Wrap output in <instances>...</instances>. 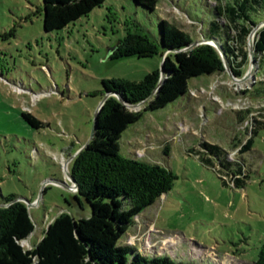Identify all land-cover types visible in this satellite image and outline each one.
I'll return each mask as SVG.
<instances>
[{"label": "rangeland", "instance_id": "rangeland-1", "mask_svg": "<svg viewBox=\"0 0 264 264\" xmlns=\"http://www.w3.org/2000/svg\"><path fill=\"white\" fill-rule=\"evenodd\" d=\"M213 2L159 0L151 12L133 0H107L67 28L47 33L44 0H0V205L10 196L39 201L29 209L35 230L23 242L26 249L40 243L60 214L90 217V210L73 199L76 188L60 183L70 184L67 165L70 169L69 161L91 137L103 81L140 82L163 67L161 55L112 59L111 53L129 30L141 29L160 41L162 19L199 42L214 18ZM259 65L241 83L227 72L192 79L187 95L146 112L124 133V157L164 166L177 180L119 245L182 264L256 263L264 245V128L243 155L249 176L243 188L231 185L229 173L202 144L219 145L234 160V144H245L255 119L264 120V97L255 92L264 81ZM248 109L250 116L244 113ZM23 112L41 127L26 123Z\"/></svg>", "mask_w": 264, "mask_h": 264}, {"label": "trees", "instance_id": "trees-1", "mask_svg": "<svg viewBox=\"0 0 264 264\" xmlns=\"http://www.w3.org/2000/svg\"><path fill=\"white\" fill-rule=\"evenodd\" d=\"M106 1L44 0V30L47 33L63 30ZM133 1L151 12L159 6V0ZM209 5L213 7L214 18L204 39L223 45L234 74L242 78L250 64L249 37L264 22V0H214ZM160 29V41L141 29L129 30L110 55L112 59L161 55L166 80L140 112L131 111L127 105L140 104L153 94L161 80L160 69L140 82L103 81L104 96L107 93L115 96L107 100L100 112L94 139L70 167L79 184L73 199L82 209L90 210V217L77 220L62 213L45 231L38 247L26 249L23 242L35 230L28 207L13 196L4 198L0 206V264H182L168 256L143 255L132 245H119L136 219L171 191L177 180L173 171L164 166L124 157L121 141L129 127L139 123L146 112L164 109L187 95L192 79L220 75L226 70L213 45L204 44L187 51L196 43L188 32L166 19L161 20ZM255 49L259 69L264 70V26L255 36ZM260 83L255 92L257 97H264V81ZM244 113L250 116L252 110ZM238 114L243 121V111ZM22 116L31 127H41L32 114L23 112ZM255 123L247 142L239 140L234 144L237 150L234 160L221 146L202 144L206 154L220 161L235 188H243L249 179L243 155L253 149L264 120L255 119ZM200 158L212 164L210 158ZM224 184H228L225 179ZM255 264H264V245Z\"/></svg>", "mask_w": 264, "mask_h": 264}, {"label": "water", "instance_id": "water-1", "mask_svg": "<svg viewBox=\"0 0 264 264\" xmlns=\"http://www.w3.org/2000/svg\"><path fill=\"white\" fill-rule=\"evenodd\" d=\"M264 26V22L261 23L260 25L256 26L254 28V30L252 31L250 37H249V41H248V46H249V56H250V64H249V70L248 72L245 74L244 77L242 78H238L235 74H234V71L232 69V66H231V63L228 59V56L227 54L225 53L224 51V48H223V45L219 42H215V41H210V40H206V39H203L199 42H196L194 43L191 47H189L187 49L188 50H193L194 48L200 46V45H204V44H210V45H213L218 51L219 53L221 54V57L223 59V62H224V65H225V70L226 72L228 73V75L236 82H245L246 80H248L250 77L253 76L254 72H255V69L258 67V60H257V57H256V49H255V36L257 34V32ZM166 80V75H165V72L163 70V68L161 69V80H160V83L158 85V87L155 89V91L153 92V94L144 102L140 103V104H137V105H127V107L133 111V110H136L137 108H140L142 105H145L147 104L148 102H150L154 96L159 92V90L161 89L162 85L164 84ZM112 96H115L114 94L112 93H107L105 96H104V99L103 101L101 102L100 106L98 107L97 109V112H96V115H95V118H94V122H93V127H92V133H91V137L89 139V141L86 143V145L76 154L72 157L71 161L69 162H73V160L82 152L84 151L88 145L92 142V140L94 139V136H95V132H96V129H97V125H98V119H99V115H100V112L103 108V106L105 105V103L107 102V100L112 97ZM119 99L121 100V102H123V100L119 97ZM66 172H67V175H68V178H69V181H70V184H63V183H60L62 186H65L66 188H68L69 190H72L73 188H76V190L78 191L79 190V184L78 182L76 181L75 177L73 176V174L71 173V170L69 169V166L67 165V169H66ZM53 182V181H52ZM22 201H25L27 203V207H28V210L32 207H34L35 205H37L39 203V201H37L36 203H31L27 200H24V199H21ZM21 200H18V201H21ZM2 206V205H0ZM51 225V224H50ZM49 225V226H50ZM49 229V227H48ZM47 229V230H48ZM31 237V236H30ZM30 237L28 239H30ZM38 245H35L33 246V248H37Z\"/></svg>", "mask_w": 264, "mask_h": 264}]
</instances>
